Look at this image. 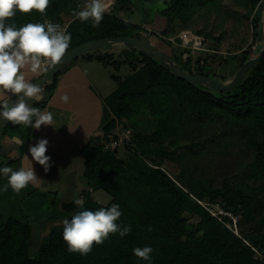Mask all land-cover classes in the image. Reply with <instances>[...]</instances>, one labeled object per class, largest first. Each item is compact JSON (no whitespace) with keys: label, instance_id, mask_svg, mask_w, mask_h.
<instances>
[{"label":"trees","instance_id":"obj_1","mask_svg":"<svg viewBox=\"0 0 264 264\" xmlns=\"http://www.w3.org/2000/svg\"><path fill=\"white\" fill-rule=\"evenodd\" d=\"M154 1L156 0H115L112 11L104 14L98 27H93L91 20L81 22L74 19L69 23L67 33L71 34L72 39L66 54L84 44L106 38L130 37L151 43V37L157 36L169 43L166 38L172 32V21L185 23L190 19L188 7L192 0H162L165 9L161 13L168 24L159 34L146 30L142 23L131 20L126 15L134 14L136 5H149ZM248 1L252 10H259L264 3V0ZM54 7L50 4L43 16L34 11V17L38 14L39 21L49 18L60 22L63 19L62 13L57 6ZM121 11L125 12L124 16L119 15ZM260 22V16L256 14L252 19L254 39L259 37ZM7 23L15 24L19 28L23 19L11 18ZM136 51L139 59H133L131 64L121 55L103 51L89 52L79 58L96 60L111 66L115 71H119L126 64L130 66L131 72L124 80L117 75L112 76L118 83V88L105 99L106 116L111 118L103 127L101 135L84 144L79 150L87 186L94 192H106L112 200L104 206L95 201L92 193H84L83 208L74 202L66 203L62 214L65 219L70 220L79 211H96L116 203L120 205L122 212L117 223L122 226L130 225L131 232L123 238L118 233L110 235L103 244L94 245L88 255L82 256L69 253L63 240V227L54 228L47 238L41 240L37 256L31 257L29 249L33 237L32 228L29 224L10 217L0 225V264H264L253 252V249H257L264 253V220L258 222L251 233L243 237L233 236L228 230L218 234L220 231L216 227L217 220L198 203L209 197L212 202L223 199L229 208H235L243 203L233 192L199 189L195 193V202L191 201L189 195L161 168L131 172L126 162L117 157L119 148L105 151L101 146L102 137L109 136L125 119L144 109L154 116L157 123L155 133L160 136L184 133L187 129V125L182 122L184 113L198 117L201 122L224 116L235 127L237 136L253 151L250 167L264 178V57L232 89L215 91L202 84L191 86L174 76L168 65ZM172 52L174 61L186 72L215 79L214 70L206 58L196 60V68L193 70V59L184 62L175 50L172 49ZM244 53L238 70L250 59L251 52ZM77 61L66 64L61 69L48 83L45 101L34 107L41 111L46 107L57 87L59 76ZM138 61L143 63L145 77L140 76L137 70ZM42 77L32 83L38 84ZM32 132L31 126L10 123L6 126L4 136L14 137L19 134V149L23 155L30 143ZM16 163L17 161L12 162L8 166ZM190 207L196 208L202 218L200 228L210 226L208 230L213 234L197 236L200 229H196V233H191L186 240L183 239L188 228L183 215ZM248 241L250 246L246 245ZM146 246L153 249L151 261H144L133 254L134 248Z\"/></svg>","mask_w":264,"mask_h":264},{"label":"rangeland","instance_id":"obj_2","mask_svg":"<svg viewBox=\"0 0 264 264\" xmlns=\"http://www.w3.org/2000/svg\"><path fill=\"white\" fill-rule=\"evenodd\" d=\"M86 2L87 0H58L51 1L50 4L60 9L63 18L60 22L69 24L75 19L73 12L79 11ZM164 8V2L162 1L161 6V0H156L149 5H136L134 14L126 15L138 23L149 24L152 32L159 34L168 24L161 13ZM188 13L191 16L185 23L172 21V32L168 37L176 36L183 30L202 34L207 39L208 47L214 51L201 53L196 60L206 58L214 70L213 77L217 80L230 81L239 68L244 52H251L250 58H254L264 46L263 42H259V37L254 39L252 26V19L259 14V33L264 29V3L259 10H252L248 0H192ZM37 15L34 17V11L31 14L17 12L13 18L23 19L21 27L27 23H43L45 20L54 22L49 18L39 21ZM119 15L124 16L125 12L121 11ZM153 17L156 19L155 25L152 23ZM151 40V43H155L172 56L169 43L157 36L151 37ZM123 48V45L118 44L113 51L120 55ZM136 66L140 76L145 77L143 63L138 61ZM129 68L130 66L125 64L117 72L109 67L107 70L124 78ZM195 68L196 63L193 70ZM182 116V122L187 125L184 133L160 136L155 133L157 123L149 110L144 109L131 115L119 125L116 132L121 134L128 127H132L135 131L134 145L120 147L117 157L126 162L131 172L161 168L194 202L195 193L199 189L233 192L243 203L235 208H229L223 199L212 202L209 197L198 203L217 220L216 227L220 231L218 234L223 233V230H228L236 237L251 233L256 224L264 220V178L250 167L253 151L237 136L235 127L224 116L202 122L190 113H184ZM10 167L19 169L16 164ZM6 183L7 178L1 174L0 189ZM93 197L97 203L104 206L112 200L104 191L95 192ZM58 203L56 196L42 195L28 186L20 194L14 193L9 187L7 192L0 191V225L10 217L29 224L33 230L29 253L31 257H35L41 240L47 238L54 228L63 227L64 204ZM216 205L229 210L233 214L232 218L214 215L209 209ZM212 211L216 213L215 209ZM183 217L188 224L184 240L188 239L191 233H196V229H200L196 233L197 236L213 234L208 230L210 226L200 228L202 218L196 208L190 207ZM246 245L250 246V242H246ZM253 252L256 258L264 261L263 252L257 249H253Z\"/></svg>","mask_w":264,"mask_h":264},{"label":"clouds","instance_id":"obj_3","mask_svg":"<svg viewBox=\"0 0 264 264\" xmlns=\"http://www.w3.org/2000/svg\"><path fill=\"white\" fill-rule=\"evenodd\" d=\"M49 6L50 0H0V90L16 97L15 101H0V122L35 129L53 123L51 112H42L38 107H31L27 103L28 100H42L44 88L26 79L23 70L28 68L35 74L46 62L58 64L71 44V34L59 24L47 20L43 23H27L19 28L7 23L17 12L31 14L36 11L43 16ZM108 9L107 0H87L73 15L81 22L91 20L92 26L98 27ZM61 100L67 103L69 97L65 94ZM47 145L48 140L41 138L29 148L32 160L43 166L45 172L51 167V158L46 155ZM0 174L7 178V183L0 191L7 192L10 187L16 194L38 180L32 166L20 167L18 170L4 166L0 168ZM74 203L83 208V199H75ZM121 216L120 205L113 203L110 207H101L96 211L82 210L70 220L64 219L63 240L67 251L86 256L94 245L103 244L110 235L118 233L121 238L128 235L131 226L117 223ZM152 252L153 249L147 246L133 249V254L144 261H151Z\"/></svg>","mask_w":264,"mask_h":264},{"label":"crops","instance_id":"obj_4","mask_svg":"<svg viewBox=\"0 0 264 264\" xmlns=\"http://www.w3.org/2000/svg\"><path fill=\"white\" fill-rule=\"evenodd\" d=\"M152 20L155 25L156 19L154 20L153 17ZM143 27L152 31L149 24H143ZM152 44L163 51L155 43ZM103 52L115 53V51ZM108 67L113 70L111 66L96 60L78 59L59 76L53 96L42 110V112L53 114V123L42 125L39 129L33 128L30 143L22 157L17 160L16 165L19 168L32 166L36 173L38 180L30 183L28 187L42 195L56 196L60 205L74 202L75 199H83L84 193H92L93 196L97 192L86 184L83 176L84 164L79 150L84 144L101 135L103 127L111 118V116H106L105 99L117 90L118 83L112 78L113 75H117L114 73L117 71L114 70L111 74L107 70ZM129 69L126 76L130 74L131 68ZM23 72L26 79L33 82L47 71L42 67L35 74L31 73L28 68H25ZM117 76L122 80L126 78V76L124 78ZM110 80L113 82L111 83ZM65 94L69 97L67 103L61 100ZM13 98L15 96H10L9 93L0 90V101ZM41 138L48 140L46 155L51 158V167L47 172L43 166L32 160L29 152V148ZM4 141L7 145L19 146L21 136L19 134L14 137L7 136ZM17 156V152L14 151L10 157ZM4 160L6 159L2 161Z\"/></svg>","mask_w":264,"mask_h":264},{"label":"water","instance_id":"obj_5","mask_svg":"<svg viewBox=\"0 0 264 264\" xmlns=\"http://www.w3.org/2000/svg\"><path fill=\"white\" fill-rule=\"evenodd\" d=\"M165 9V8H164ZM259 42H263L264 44V29L260 31L259 34ZM123 45V49L120 51V55L123 59L131 64L133 59H137L139 54L136 50L141 51L148 57H155L159 60V62L163 65H168L171 69L174 76L178 79L183 80L190 84L191 86L197 85H206L215 91H227L232 89L235 85L239 83L242 76L251 70L256 64H259L264 57V46L258 53V55L254 58H250L244 65L237 71L235 76L228 82H223L217 79H212L208 76H195L186 72L182 67H180L168 53L160 50L156 46H154L150 42H145L138 38H130V37H119V38H106L98 41H93L88 44H84L73 52L65 54L62 60L54 65L50 70H48L43 77L40 79L39 83L44 88V97L40 101L28 100L27 103L34 107L37 104H40L45 101L46 98V88L50 81L61 71V69L69 63H72L79 58H81L84 54L95 51H113L115 50L116 45ZM16 99V98H15ZM13 99V101H15ZM11 122H0V161L4 160L3 164L0 168L4 166H8L12 162L19 160L22 157V153L20 152L19 146L16 144L7 145L4 141L5 136L4 132L6 126ZM16 151L17 157H10L12 153ZM1 175V174H0Z\"/></svg>","mask_w":264,"mask_h":264},{"label":"built area","instance_id":"obj_6","mask_svg":"<svg viewBox=\"0 0 264 264\" xmlns=\"http://www.w3.org/2000/svg\"><path fill=\"white\" fill-rule=\"evenodd\" d=\"M107 2L109 3V9L106 13H109L112 11L115 5V0H107ZM51 23L59 24L62 29L68 32L69 24L61 22ZM166 40L184 62L188 61L189 59H193V65L196 62V57L201 53L214 51L208 47L207 39L203 35L197 34L191 30H183L176 36L166 38ZM51 65L52 64L50 62H46L43 67L47 71ZM134 134V129L132 127H128L121 134L115 132L107 137H102L101 146L105 151H114L125 145L133 146ZM218 207L220 206L216 205L209 210L214 215L232 218L233 214L229 212V210ZM212 209H215L216 213H214Z\"/></svg>","mask_w":264,"mask_h":264},{"label":"flooded vegetation","instance_id":"obj_7","mask_svg":"<svg viewBox=\"0 0 264 264\" xmlns=\"http://www.w3.org/2000/svg\"><path fill=\"white\" fill-rule=\"evenodd\" d=\"M3 162H4V161H0V167H1V165L3 164Z\"/></svg>","mask_w":264,"mask_h":264}]
</instances>
